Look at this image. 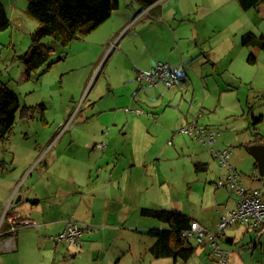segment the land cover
Segmentation results:
<instances>
[{
  "label": "crops",
  "instance_id": "0c3cea01",
  "mask_svg": "<svg viewBox=\"0 0 264 264\" xmlns=\"http://www.w3.org/2000/svg\"><path fill=\"white\" fill-rule=\"evenodd\" d=\"M8 1L11 3V0ZM17 1L13 0L14 9ZM246 34L264 37V4L243 11L237 0H119V8L104 23L87 36L73 41L75 46L71 43L72 49L79 48L82 60L93 58L90 63L93 68L83 83L79 97L103 59V78L107 96L111 97L113 105L138 107L143 114L122 110L124 121L119 112L111 111V104L99 111L107 113V118L99 115L90 117L97 122L96 129L83 128L89 121L85 117L63 131L62 128L74 122L76 117L73 116V107L61 105L60 110L65 111L52 120L54 126L48 128L40 148L45 144L52 145L57 135L59 138L48 149L47 154L51 152L49 158L46 154L37 165V168L41 166L37 178L32 179L27 191L16 198L17 205L25 206V215L15 212L12 215L13 224L35 226L45 234L46 260H52V264H168L172 259V264H187L192 257H197L201 260L200 264L213 261L223 264L208 243L198 244L196 240L195 243L187 242V246L194 249L187 261L172 256H153L150 248L155 239L147 232L167 229L168 226L143 216L141 210H173L189 216L192 222L208 230H215L220 214L224 213V206L217 205L215 213L218 214L210 220L202 217L204 212L189 214L169 207L168 202L175 194L171 187L166 188L168 183L174 184L167 170L171 174L173 164L177 163L173 158L178 150L195 151V143L220 164L207 145L185 133L178 134L176 131L173 141H167L166 145L163 142L178 128V124L185 125L196 118L200 126L218 132L214 148L216 143L222 146L230 142L238 145L237 151L250 154V146L264 145V137L259 133L263 126L260 131L258 129L264 121V111L255 108L258 92L264 91L258 86L259 76L263 73L258 65L264 64V48L243 45L242 38ZM249 56L254 60L249 61ZM158 61L166 62L178 75L173 87L136 81V70L148 72ZM194 80L202 89L203 100L198 110L201 114L192 118L195 111L190 113L192 103L188 102L183 117L165 114L163 107L169 106L174 99L180 103L188 92L193 99L195 94L190 87H196ZM103 96L101 94L92 99L90 104L93 109L103 101ZM212 116L235 121L234 128L226 129L224 133V136L234 135L235 143L224 140L222 132L215 126L220 121L209 118ZM258 117H261V122L254 123V118ZM108 124L138 129L140 137L148 135L162 143L158 147L156 144L149 147L141 145L124 128L125 132L119 136L130 140L124 145V151H120V147H111L116 138L107 135V131L111 133L112 128L103 132ZM79 138L83 139L82 145L77 143ZM98 143H104V148H98ZM37 153L38 150L33 156L29 153V159L26 157L27 161H23V168L33 162ZM205 155L202 154V158L193 163L195 173L208 171ZM254 168L257 170L255 160ZM220 169L223 175L219 179L225 175L221 166ZM45 176L48 179L42 181ZM258 176L257 180L253 178L249 181L250 187L244 188L260 190L264 195V178ZM185 182L189 190L192 177L189 175ZM216 184L215 188L219 189ZM224 189L232 190L237 196L233 189ZM237 202L238 196L230 211L236 208ZM70 220L89 225L92 232L83 235L77 246L67 241H51L50 237L60 234ZM234 224L236 230L244 227L243 233L249 236L250 242L251 236L255 239L264 236L263 232L258 238L255 228L240 222L227 229ZM46 237L52 242L51 246ZM239 241L244 242V238L224 237L223 233L219 247L227 252L226 263L228 251L225 248L235 246ZM16 249H19L18 244ZM240 262L245 264L243 259Z\"/></svg>",
  "mask_w": 264,
  "mask_h": 264
},
{
  "label": "rangeland",
  "instance_id": "374dc122",
  "mask_svg": "<svg viewBox=\"0 0 264 264\" xmlns=\"http://www.w3.org/2000/svg\"><path fill=\"white\" fill-rule=\"evenodd\" d=\"M0 1L4 3L11 22L7 30L0 31V89L4 87L15 93L21 106L34 108L32 118L24 120L18 118L11 134L6 140L0 142V162L4 164V167L0 169V264H52V260H46L48 253L43 245L45 234L40 233V228L29 225H18L17 223L13 224V212L25 215L23 214L25 206L23 204L17 205L16 198L27 191L32 179L37 178L36 175L41 167L37 168V165L46 156L48 149L59 138L58 135L57 137L55 136L56 140L52 145L47 146L45 144L40 148L43 142L42 139L45 137L48 128H53L54 126L52 120L56 117L58 118L59 115L61 116L65 111V109L60 110L61 105L63 107H73V116L76 117L74 122L71 121V124L62 128L63 131L69 130L76 122L80 123L85 117H88L89 121L83 128L94 130L97 128V122L90 117L99 115L102 118H107V113L99 112L100 108L113 105V103L110 99L111 97L107 96V87L103 78L105 72L104 67L102 68L103 59L97 64V70L95 69L92 72L81 96H78L82 90L83 83L93 68L92 64H90L93 62V58L82 60L78 52L79 48H71V46L76 44L75 42L72 43L73 45L70 44V46L63 48L59 45L52 46L50 38L44 39L43 43L53 49L49 62L52 63V61H56L58 58L61 59L49 66L48 64L41 66L32 73L29 79L25 80L23 78L24 57L28 53L31 35L37 29L38 23L29 18L25 13L26 0L17 1L15 9L13 8V0H11V3L8 0ZM259 68H262L261 71L263 73L259 76L258 86L263 89L264 64L261 65L259 63ZM99 71L102 72L98 76ZM196 81L194 80L193 82L195 83ZM190 90H193L195 94L193 99H191V92L184 94L183 100L180 103L174 99L173 103L169 106L165 105L163 107L165 108V114L168 116L173 114L175 118L183 117L187 112L186 107L188 103H192L190 113L195 111L192 114L194 115L192 118L201 114L198 110L203 100L202 89L199 87L198 82H196V87L191 86ZM101 94L105 95L103 96V101L100 104L98 103L93 109L90 104L92 99L99 97ZM255 102V108L258 107L259 110L264 111V91L262 93L258 92ZM126 107L115 104L111 106V111L119 112L120 117L125 121L122 110ZM215 119L220 121L215 126L222 132L224 140L233 142L234 135L226 134L224 136V133L226 129L234 128L233 123L235 121L224 117H216ZM179 125L169 138L163 142V145H166L167 141H173V138L177 136L175 135L176 131L186 126V124ZM261 126H263L262 131H260ZM120 127L118 124L115 126L108 124L103 130L105 133L107 128H112L111 133L107 131V135L110 134L113 138H116L114 139L115 143L111 147H120V151H124V145L130 140L119 136L125 132V130L123 131L124 128H126L128 133L130 132L133 135L132 139H135V142L141 145L146 144L149 147L152 144H156L155 146L158 147L162 143L161 141L158 143L156 138L148 135L140 137L138 129L130 130L129 126L126 127L124 125L122 128ZM258 129L259 133L264 137V121ZM119 131L121 132L119 133ZM82 140L80 138L77 139V143L82 145ZM194 145L197 150L192 151L193 153L187 149H184V151L178 150L176 156L173 158L177 163L173 164L171 174L167 170L168 176L174 179V184L170 185L168 183L166 188L171 187L175 194L174 198L168 202V205L179 211L184 210V213L189 214L194 212L197 214L198 211L204 212L202 216L204 219H213L217 213H215L217 205L224 206L223 211L227 213L234 208L237 196L231 192L232 190L215 188L214 184L219 180L223 170L220 169V166L204 148L196 143ZM237 147L238 145L235 146L230 142L222 146H218L217 143L215 144L217 150L228 148L232 151L229 163L241 175L243 187H250L249 181L253 178L256 180L259 178L257 170L254 168V160L247 151H242L243 153L237 151ZM36 149L38 153L33 162L23 168L25 165L24 159L27 161L26 157L29 159L30 155L33 156L37 151ZM29 153L31 154L29 155ZM204 153L207 154L205 155V160L208 165V171L206 173H195L193 163L201 159L202 157L200 156ZM50 154L51 152L47 154V158H49ZM13 158L15 159L13 160ZM166 164L169 165L170 163ZM189 175L192 177V184L188 190L185 178ZM26 178L28 179L26 180ZM47 179L48 176H45L42 181H46ZM154 222L161 224L158 221ZM235 226L236 224L232 228L226 229L224 237L235 236L239 239L244 238V242L241 243L239 241L235 246H230L228 249L225 248L228 251V263L226 264H241L240 259H243L245 264H264V236L262 238L258 236L260 239H255L251 236L252 242H250L249 236L243 233L242 229L244 227L236 230ZM48 237H46V242L51 246L52 242ZM148 240L150 239L148 238ZM194 241L195 239L192 238L189 242L195 243ZM254 241L256 242V246L253 245ZM7 242L9 246L5 245ZM17 244L18 250L16 249ZM247 244L249 245L247 246ZM243 245L245 246L243 247ZM200 262L201 260H198L197 257H192L187 264H200ZM169 263L172 264V259L169 260ZM210 264L220 263L213 261Z\"/></svg>",
  "mask_w": 264,
  "mask_h": 264
},
{
  "label": "trees",
  "instance_id": "16d2710c",
  "mask_svg": "<svg viewBox=\"0 0 264 264\" xmlns=\"http://www.w3.org/2000/svg\"><path fill=\"white\" fill-rule=\"evenodd\" d=\"M243 11L257 8L264 0H237ZM119 8V0H26V14L38 23L31 35V44L24 57L23 78L29 79L41 66L49 62L52 47L43 43L50 38L52 46L63 48L83 38L104 23ZM11 23L5 7L0 2V31H5ZM245 46L259 45L264 48V37L246 34L242 38ZM254 60L249 56V61ZM33 107L21 106L18 96L7 88L0 89V142L7 139L17 123V119H31ZM261 117L254 118L260 123ZM4 164L0 162V169ZM143 216L152 217L166 224L167 229H153L147 232L155 239L150 251L153 256H172L187 261L194 249L184 244L182 233L190 227L192 218L173 210L142 209Z\"/></svg>",
  "mask_w": 264,
  "mask_h": 264
},
{
  "label": "built area",
  "instance_id": "2783aa9c",
  "mask_svg": "<svg viewBox=\"0 0 264 264\" xmlns=\"http://www.w3.org/2000/svg\"><path fill=\"white\" fill-rule=\"evenodd\" d=\"M135 79L139 83L145 82L149 85L163 84L171 88L178 79V75L166 62L158 61L148 72L136 70ZM123 110L130 113L143 114V110L138 107H126ZM179 133H185L199 143L209 147L212 156L225 171L224 177L217 181L216 186L233 189L238 196L236 208L228 213L220 214L215 230H208L200 224L192 222L190 227L182 233L184 244H187L192 238L198 244L208 243L212 251L225 264L227 262V252L219 247V241L222 240L224 231L233 223L240 222L252 226L257 231L258 236L264 232V195L260 190H246L243 187L237 171L229 163L230 149L217 150L214 148V143L218 136L216 130L200 126L196 118H193L186 126L178 130ZM104 146V143L97 144L100 149L104 148ZM91 232L92 229L89 225L70 220L67 222L65 229L60 234L51 236L50 240L55 243L67 241L77 246L84 233ZM5 245L9 246L8 242Z\"/></svg>",
  "mask_w": 264,
  "mask_h": 264
},
{
  "label": "water",
  "instance_id": "95a60500",
  "mask_svg": "<svg viewBox=\"0 0 264 264\" xmlns=\"http://www.w3.org/2000/svg\"><path fill=\"white\" fill-rule=\"evenodd\" d=\"M249 152L256 162L258 174L264 178V145H252Z\"/></svg>",
  "mask_w": 264,
  "mask_h": 264
}]
</instances>
